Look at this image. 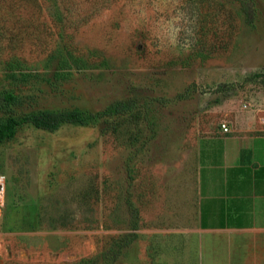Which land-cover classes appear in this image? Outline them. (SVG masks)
I'll return each instance as SVG.
<instances>
[{
  "label": "rangeland",
  "instance_id": "rangeland-1",
  "mask_svg": "<svg viewBox=\"0 0 264 264\" xmlns=\"http://www.w3.org/2000/svg\"><path fill=\"white\" fill-rule=\"evenodd\" d=\"M252 67L264 73V0H0L15 115L83 120L0 142V264H62L129 232L110 264H205L197 144Z\"/></svg>",
  "mask_w": 264,
  "mask_h": 264
},
{
  "label": "crops",
  "instance_id": "crops-1",
  "mask_svg": "<svg viewBox=\"0 0 264 264\" xmlns=\"http://www.w3.org/2000/svg\"><path fill=\"white\" fill-rule=\"evenodd\" d=\"M209 112L218 121L197 144L205 264H264V84L254 79L229 90Z\"/></svg>",
  "mask_w": 264,
  "mask_h": 264
},
{
  "label": "trees",
  "instance_id": "trees-1",
  "mask_svg": "<svg viewBox=\"0 0 264 264\" xmlns=\"http://www.w3.org/2000/svg\"><path fill=\"white\" fill-rule=\"evenodd\" d=\"M241 10L243 14L247 12L244 6ZM249 79H260V82L264 84V73L255 72L249 76ZM18 101L19 97L13 92H0V114L5 116L0 117V142L11 139L15 135L17 127L25 122L32 123L38 128L53 130L64 122L83 121L79 113L48 110H41L18 118L14 113V108ZM136 236L135 233H126L120 240H114L115 243L108 250L105 249L103 252L82 257L78 260L64 262L62 264H110L109 262L111 259L117 257L120 253L119 249L126 247ZM116 246L118 249L115 251L114 248H116Z\"/></svg>",
  "mask_w": 264,
  "mask_h": 264
},
{
  "label": "built area",
  "instance_id": "built-area-1",
  "mask_svg": "<svg viewBox=\"0 0 264 264\" xmlns=\"http://www.w3.org/2000/svg\"><path fill=\"white\" fill-rule=\"evenodd\" d=\"M223 131H227L228 128L225 124H221ZM7 177L3 172H0V211L5 205V192H6Z\"/></svg>",
  "mask_w": 264,
  "mask_h": 264
}]
</instances>
